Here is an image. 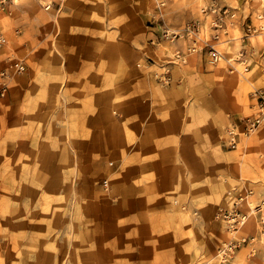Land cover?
<instances>
[{"label": "rangeland", "instance_id": "1", "mask_svg": "<svg viewBox=\"0 0 264 264\" xmlns=\"http://www.w3.org/2000/svg\"><path fill=\"white\" fill-rule=\"evenodd\" d=\"M42 1L0 9V73L8 74L0 95V264H217L219 248L243 235L250 239L227 264H264L257 229L233 231L217 217L239 195L241 211L248 198L264 202V123L238 146L225 144L232 122L259 111L264 31L243 26L264 22V0H78L64 16ZM212 4L234 14L220 23L231 28L226 60H169L151 41L163 22L202 24ZM233 55L238 70L226 62ZM144 75L147 103L134 100ZM143 104L170 137L184 134L186 149L168 165L140 166ZM54 120L62 130L56 161L15 150L22 125L26 135L33 127L46 138L47 160Z\"/></svg>", "mask_w": 264, "mask_h": 264}, {"label": "crops", "instance_id": "2", "mask_svg": "<svg viewBox=\"0 0 264 264\" xmlns=\"http://www.w3.org/2000/svg\"><path fill=\"white\" fill-rule=\"evenodd\" d=\"M20 1H27V0H18L17 3H19ZM44 1L46 0H43L41 3H43ZM77 1L78 0H60V5L53 3L51 5V8L53 12L56 13L55 16H61V15L64 16V15H67L70 11H72V9H74ZM154 36H156V34H154ZM153 38L155 37H152V39ZM163 42L165 41H161V43L158 46L159 48L160 46L164 47L165 49L164 53L168 57V52L171 50L170 49L171 47L162 46L164 45ZM195 55L203 57L205 56V53L204 54L198 53ZM226 56H227V53H226ZM218 71L221 72L222 70L220 69ZM141 81L144 84L141 83L140 88H143V89L139 90V95L134 96V100L139 101L141 103L142 102L147 103L150 100L148 99V97L152 96V89H148V86H147V84L151 83V80L149 76H146L143 79H141ZM173 91L174 90L171 91L172 94L170 96L173 95ZM143 105L144 106L141 107L143 110L140 111L136 119V125L139 126V129L141 131L139 134L140 135L139 146H138V143H136L135 145V149H138L141 151L140 152V158H141L140 166L143 168L150 167L152 169L154 165H157L158 167L168 165L171 163V161H173L175 152L177 155L181 156L180 151L181 150L183 151L186 149L184 134L182 133L179 137H170L169 136L170 132H167V129H169V127L166 125H163L165 124L166 121L165 120L159 121V120L154 119V117L152 116V112H149L150 109H148V106L146 104H143ZM11 113H12V119H13L14 106H13ZM58 115H59L58 111L55 110L53 112V117L56 118L58 117ZM9 116L10 115L8 114V117ZM177 118H179V116ZM8 123H9V118H8ZM56 128H57V120H54V129L52 131H49L51 132L49 133V138H50L49 142L51 143L52 146L48 148V159L47 160H46V156L45 158L43 157L44 153H42V149H41V144H45V142H47L45 140L46 138L41 137V135L38 133L33 134V130H34L33 127L30 129L31 132L28 133V135H26L25 127L22 125L21 138L19 139L20 145L18 144L15 150L19 151L21 147V151L24 155H26V153L30 154L32 157V160L29 157V161H33V160L34 161H49V162L56 161V157L58 156L57 149L60 147L62 143V130L61 129L56 130ZM170 151H172L171 155H169ZM13 153H14V150H13ZM14 154H13L12 159H17V157H15ZM261 162L264 163V161H261ZM178 163L182 164L183 161L182 160L177 161L176 164ZM263 163H261V166ZM250 226H253L255 228L254 221H250L246 225L245 228L248 229L250 228ZM263 258H264V254H263Z\"/></svg>", "mask_w": 264, "mask_h": 264}, {"label": "built area", "instance_id": "3", "mask_svg": "<svg viewBox=\"0 0 264 264\" xmlns=\"http://www.w3.org/2000/svg\"><path fill=\"white\" fill-rule=\"evenodd\" d=\"M15 2L14 0H0V8L3 9L8 3ZM58 4L60 5V0H46L42 3L45 8H51L52 4ZM204 10L211 11L212 13H215L216 19H219L222 15L227 14L228 8L223 6H218L216 4L210 5V7L204 8ZM215 19V20H216ZM201 22L199 19H192L180 26H176L172 29L169 28V26L163 22L162 23V29L159 31V38L165 37L168 39H177L180 38L181 35L187 34V33H193L195 35L196 31L199 30ZM215 27L217 28L218 23L215 22ZM257 30H264V27L259 24L258 26L255 25H248L247 31L249 33L255 32ZM158 33V32H156ZM193 35V36H194ZM218 35V34H217ZM6 41V38L3 34V32L0 29V46L4 44ZM190 49H195L194 46ZM198 49V46H197ZM199 51H201L203 54L209 55V59L211 61H218L220 53L218 50H216V46L212 44H204ZM182 52L175 53V56L177 59L182 58ZM12 65L16 71H21L24 69V63L22 61H14L12 62ZM7 77L8 74L5 73V70H2L0 73V95H4L7 92L8 89V83H7ZM256 94V100L257 105L259 107V111L257 114H254L252 116L243 117L239 121L232 122L229 126L227 131V137L225 140V144L228 147H235L237 146L239 136L241 131L245 133H249L252 131L255 127L260 125L261 123H264V91H255ZM237 197V196H236ZM242 199V197L239 195L238 198L233 202L232 207L220 209L218 212L217 217L221 220H223L229 228H231L233 231H237L240 225V221L242 217L244 216L243 212L238 208L239 200ZM264 203V202H263ZM259 215L262 217L264 216V210H259ZM261 225L262 228H264V219H261ZM250 239V236L243 235L239 238H232L230 241L223 244L219 250H218V258L220 259L217 264H227L232 257L234 256L235 251L241 246V244H245Z\"/></svg>", "mask_w": 264, "mask_h": 264}, {"label": "bare ground", "instance_id": "4", "mask_svg": "<svg viewBox=\"0 0 264 264\" xmlns=\"http://www.w3.org/2000/svg\"><path fill=\"white\" fill-rule=\"evenodd\" d=\"M14 1L17 3L18 0H14ZM206 7L209 8L210 5H207ZM212 14L215 15V13H212L211 11H208L207 10L206 17L204 19V22H202V24L200 23L201 25L199 27V30L196 31L195 35L193 33L192 34L191 33H187V34L181 35L180 38L171 40V39H168V38H165V37L159 38L158 37L159 36V32H158V33H155L156 36L151 41L153 43L156 42L157 44H160L161 41H165V42L167 41L166 43H168L170 45L172 43H174L173 41H177V40H183V41H185L186 48H183V49L181 48L183 51L180 48H178V47L170 46L171 47L170 48L171 50L168 52L169 60H170V58H172V60H173L174 57H175L174 54L177 53V52H182V54L185 57L188 54H198V53H202L201 51H199V49L204 44H206V43L207 44H212V45L216 46V50H218L219 53H220V56H219V60L218 61L208 60V62H211L212 64H215V63H219V61L221 62L222 60H226L228 57L226 56V52L225 51H226L227 46H230L229 45V42H227V40H230V39L227 38V37L224 38L223 36H227L226 33L229 31L228 29H231V28L227 27L228 29L227 28L226 29L225 28H222L221 29L220 23L222 21H224L226 17H228L227 18V21H228L230 18H232V16H234V14L231 12L230 13L231 15L230 14H225V15H222L219 19H216V17L213 16ZM260 17H262V16H260ZM215 22L218 23L217 28H215V25H213V23L215 24ZM165 23L169 26L170 29L176 27V26H173L172 24L170 25V23H168V22H165ZM226 24L229 25L228 22H226ZM259 24H261L264 27V22H259ZM259 24L255 25V26H258ZM248 25H250V24H247V25L243 26V30L244 31L247 29V26ZM159 26H160V30H161L162 29V24H160ZM260 31H264V30H260ZM208 32L211 33V35L210 34L208 35ZM234 37H236V36H234ZM238 37H242V36H238ZM238 37H236V38H238ZM193 46H194L195 49H190L189 48V47L192 48ZM197 46H198V49H197ZM205 56H207V59H209V55L205 54ZM226 62L227 63H230L229 64L230 67H232L233 69L238 70V66H236L237 65V62L235 60L234 55H233V57H231ZM258 127H259V125L257 127H255L249 133H245V132H242L241 131L240 136H239V139H241L242 137H248V136H250L252 133H254V131ZM243 210L246 211V212L242 211L243 214H244V216L242 217L239 226H242L243 225V227H246V225L250 221H254V223H255V229H257V232L256 233H253V234L256 235L258 233V237L259 238H263L264 237V228H262L261 219H264V216L261 217L259 215V212H260L259 210H262V211L264 210V203H261V202L260 203H256V204L254 202L251 203L250 199L248 198L247 201H246V208H243ZM262 213H264V212H262ZM242 264H244V263H242Z\"/></svg>", "mask_w": 264, "mask_h": 264}]
</instances>
